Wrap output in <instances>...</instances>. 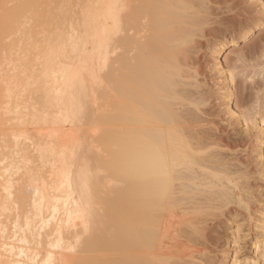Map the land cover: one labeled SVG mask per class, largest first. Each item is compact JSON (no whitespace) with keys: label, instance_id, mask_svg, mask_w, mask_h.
Segmentation results:
<instances>
[{"label":"bare ground","instance_id":"bare-ground-1","mask_svg":"<svg viewBox=\"0 0 264 264\" xmlns=\"http://www.w3.org/2000/svg\"><path fill=\"white\" fill-rule=\"evenodd\" d=\"M251 1L0 0V264H264Z\"/></svg>","mask_w":264,"mask_h":264},{"label":"rangeland","instance_id":"rangeland-1","mask_svg":"<svg viewBox=\"0 0 264 264\" xmlns=\"http://www.w3.org/2000/svg\"><path fill=\"white\" fill-rule=\"evenodd\" d=\"M244 5L247 4L249 7L251 6V14L248 15V17L250 16H257L259 15V9L256 5H254L253 1L251 0H243ZM230 3H228L229 5ZM223 6V10H221V12L226 13L225 15H230L231 13H228V9H226L227 4L222 5ZM260 16V15H259ZM258 16V17H259ZM243 18V17H242ZM245 20V18H244ZM215 26L216 30H211L213 27ZM239 26H240V22L239 20L234 21V22H230V23H225V24H215L212 25L211 27H209L207 29V33H206V37L203 40V47L202 50L200 52L201 55V61L204 64V66L208 65V69L211 68L212 66H216L214 60L212 59V51H213V47L215 44H217L218 42L221 41V39L226 36V35H233L234 33H239ZM236 31V32H235ZM257 32L255 33V35L244 41V42H240L239 44H237L233 50H230L228 52H226L225 56H224V60L226 57V60H228V62L233 65V64H237V66H242L244 64L247 65H253L254 69L257 71L256 73L251 74V76H255L256 75V80L258 79V77L260 76V72H262V69L260 68V65H257L259 63V61H264V41H261L258 36L259 32H262V34L264 33V25L257 28L256 30ZM259 43V47L255 50L256 53L254 55L250 54V55H246V53H249L250 48H252L253 46H255L256 44ZM232 51H237V53L233 54ZM239 58L243 59V62H238L237 60ZM231 71L233 73H235V77L236 79L240 78V74H238L239 70L235 69L233 66L231 67ZM247 156H249L250 158L254 157V154L252 153V150H249V153H246ZM260 191H262L259 194V199L261 201L264 200V189H261ZM259 204V203H257ZM251 205V209H252ZM240 211L243 212V214L248 215L249 211H245L244 209L240 208ZM246 225V224H244Z\"/></svg>","mask_w":264,"mask_h":264}]
</instances>
